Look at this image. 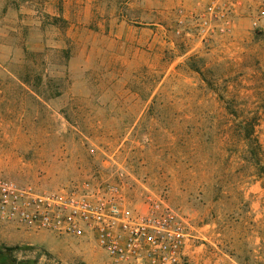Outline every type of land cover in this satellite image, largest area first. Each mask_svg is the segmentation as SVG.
<instances>
[{
	"label": "rangeland",
	"instance_id": "374dc122",
	"mask_svg": "<svg viewBox=\"0 0 264 264\" xmlns=\"http://www.w3.org/2000/svg\"><path fill=\"white\" fill-rule=\"evenodd\" d=\"M235 1L223 17L209 0H0V175L61 190L120 174L138 207L179 211L205 260L264 264V19ZM0 247L114 264L92 238L2 222Z\"/></svg>",
	"mask_w": 264,
	"mask_h": 264
},
{
	"label": "built area",
	"instance_id": "2783aa9c",
	"mask_svg": "<svg viewBox=\"0 0 264 264\" xmlns=\"http://www.w3.org/2000/svg\"><path fill=\"white\" fill-rule=\"evenodd\" d=\"M235 0H209V10L226 16ZM264 19V0L257 21ZM255 21V24H257ZM223 23L229 24V17ZM0 222L58 236L92 238L114 264H240L225 254L208 256L196 245L185 218L168 200L150 196L138 207L116 179H86L71 188L43 190L0 175Z\"/></svg>",
	"mask_w": 264,
	"mask_h": 264
},
{
	"label": "trees",
	"instance_id": "16d2710c",
	"mask_svg": "<svg viewBox=\"0 0 264 264\" xmlns=\"http://www.w3.org/2000/svg\"><path fill=\"white\" fill-rule=\"evenodd\" d=\"M253 130L254 125L253 124H248ZM252 136V133L248 134V138ZM10 249H5L3 247H0V264H21L20 262L17 261L15 257H13L8 251Z\"/></svg>",
	"mask_w": 264,
	"mask_h": 264
}]
</instances>
